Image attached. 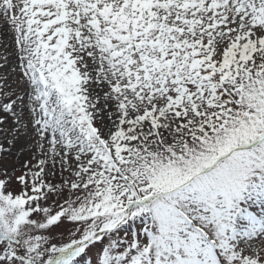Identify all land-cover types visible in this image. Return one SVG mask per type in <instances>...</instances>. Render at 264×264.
Instances as JSON below:
<instances>
[{
  "label": "snow or ice",
  "instance_id": "snow-or-ice-1",
  "mask_svg": "<svg viewBox=\"0 0 264 264\" xmlns=\"http://www.w3.org/2000/svg\"><path fill=\"white\" fill-rule=\"evenodd\" d=\"M0 22V264H264V0Z\"/></svg>",
  "mask_w": 264,
  "mask_h": 264
},
{
  "label": "bare ground",
  "instance_id": "bare-ground-1",
  "mask_svg": "<svg viewBox=\"0 0 264 264\" xmlns=\"http://www.w3.org/2000/svg\"><path fill=\"white\" fill-rule=\"evenodd\" d=\"M0 29H4L3 31H0V44H6L9 46L10 50H14V45H12L10 41V28H4L2 22H0ZM0 51H3V49L0 48Z\"/></svg>",
  "mask_w": 264,
  "mask_h": 264
},
{
  "label": "rangeland",
  "instance_id": "rangeland-1",
  "mask_svg": "<svg viewBox=\"0 0 264 264\" xmlns=\"http://www.w3.org/2000/svg\"><path fill=\"white\" fill-rule=\"evenodd\" d=\"M20 159L23 160V159H25V157L21 156ZM4 163H8L9 166H11L13 163H15V157L9 158V160L4 161ZM16 167L18 168L19 164H16ZM68 230H70V229L62 230L61 232L56 233L57 239L60 238V236L63 234L64 231H68Z\"/></svg>",
  "mask_w": 264,
  "mask_h": 264
}]
</instances>
